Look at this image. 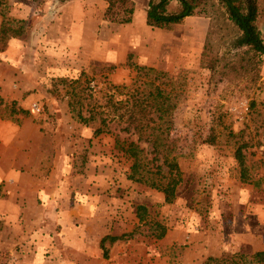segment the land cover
<instances>
[{
    "label": "rangeland",
    "instance_id": "374dc122",
    "mask_svg": "<svg viewBox=\"0 0 264 264\" xmlns=\"http://www.w3.org/2000/svg\"><path fill=\"white\" fill-rule=\"evenodd\" d=\"M130 1L132 18L145 15L149 0ZM105 7L101 0H0V19L3 12L25 23L0 54V264H202L234 252L255 264L247 255L264 250V61L254 86L199 69L206 31L219 53L234 38L224 13L139 30L137 22L105 21ZM175 7L171 1L168 9ZM261 7L255 26L264 43ZM127 55L135 65L184 74L185 99L168 134L183 180L169 203L127 179L130 161L112 149L114 134H123L91 137L96 123H77L64 97L48 93L54 79L81 71L93 78L90 86L103 77L126 85L133 75ZM12 102L27 112L16 122L6 115ZM219 113L249 140L246 165L262 182L239 181L229 137L203 142ZM137 204L147 208L145 222L137 221ZM152 221L165 226L161 238L151 236ZM131 230L129 238L105 241L102 257V236Z\"/></svg>",
    "mask_w": 264,
    "mask_h": 264
},
{
    "label": "trees",
    "instance_id": "16d2710c",
    "mask_svg": "<svg viewBox=\"0 0 264 264\" xmlns=\"http://www.w3.org/2000/svg\"><path fill=\"white\" fill-rule=\"evenodd\" d=\"M101 1L106 4L102 14L105 21L129 23L134 13L132 1ZM171 1L176 2L173 10L168 9ZM261 6H264V0H149L143 23L149 28L168 30L173 24H179L186 17L208 14L209 16L206 17L211 18L215 12L219 15L224 13L227 24L235 32L234 38L230 39L224 52L219 53L213 51L209 37L211 32L206 31L199 55V69L222 76L232 75L254 86L260 78V67L264 61V43L255 26ZM1 17L0 54L5 50L9 39H17L22 35L25 25L24 21L10 19L3 12ZM124 66L133 71L126 85L111 84L103 77L98 87L96 83L90 86L89 83L93 78L81 71L73 79L64 77L54 79L48 93L60 94L64 97L65 107L77 123L81 125L96 123L97 126L91 131V137L115 129L123 134L122 138L114 134L112 149L117 150L130 161L127 179L159 192L162 202L169 203L174 197L175 188L183 180L175 148L169 141L168 134L172 129L173 111L185 99L184 74L183 71L173 74L152 67L135 65L131 62L130 55L126 56ZM115 67V65L103 67L102 71L108 75ZM56 86L58 90L55 89ZM254 104L251 99L249 108ZM26 114V111L16 108L15 103L12 102L8 106L6 115L11 121L16 122V115ZM223 118L224 115L219 113L212 119L203 142L206 145H214L219 136L229 137L239 181L262 182L260 179H253L254 175L249 173V167L246 165V153L251 148L249 140L242 139V130L233 132L227 125H223ZM129 136H133L134 139H129ZM140 144L148 149L145 150ZM249 154L254 155L253 152ZM134 213L138 222H145L146 206L137 204ZM150 225L153 231L151 236L156 239L161 238L165 226L159 221H152ZM132 234L133 230L119 235L102 236L98 240L102 257H105L106 252L103 245L105 241L109 244L122 238H129ZM242 256H245L242 252L222 254L217 257L206 256L202 264H249L243 261ZM247 256L252 263L264 264V250L252 251Z\"/></svg>",
    "mask_w": 264,
    "mask_h": 264
},
{
    "label": "crops",
    "instance_id": "0c3cea01",
    "mask_svg": "<svg viewBox=\"0 0 264 264\" xmlns=\"http://www.w3.org/2000/svg\"><path fill=\"white\" fill-rule=\"evenodd\" d=\"M186 18H188V17H186ZM185 19V18H184ZM183 19V20H184ZM143 20H144V15H142L141 16V18H139V16L137 17V18H135V17H133L131 20H130V24L129 25H131V24H136V22H137V24H138V27H139V30H141L142 29V27H141V25H139V24H143ZM136 38V37H135ZM204 40V39H203ZM136 41V39L135 40H133V43Z\"/></svg>",
    "mask_w": 264,
    "mask_h": 264
}]
</instances>
